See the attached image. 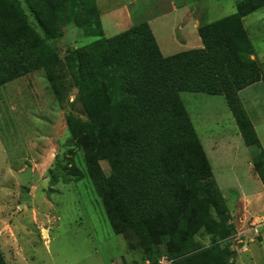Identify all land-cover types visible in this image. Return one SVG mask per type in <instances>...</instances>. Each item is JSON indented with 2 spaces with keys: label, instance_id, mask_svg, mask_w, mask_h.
<instances>
[{
  "label": "trees",
  "instance_id": "trees-1",
  "mask_svg": "<svg viewBox=\"0 0 264 264\" xmlns=\"http://www.w3.org/2000/svg\"><path fill=\"white\" fill-rule=\"evenodd\" d=\"M22 3L47 37L72 18L97 39L62 61L30 25ZM262 7L264 0H240L234 14L198 27L202 48L164 56L147 22L104 37L94 0H0V87L42 69L59 96L69 74L86 119L68 116V153L80 149L110 226L134 241L142 261L233 264L236 227L180 94L225 98L264 185V148L239 96L264 77L244 25ZM59 177L78 182L84 173L61 165ZM0 264H7L1 251Z\"/></svg>",
  "mask_w": 264,
  "mask_h": 264
},
{
  "label": "rangeland",
  "instance_id": "rangeland-1",
  "mask_svg": "<svg viewBox=\"0 0 264 264\" xmlns=\"http://www.w3.org/2000/svg\"><path fill=\"white\" fill-rule=\"evenodd\" d=\"M94 1L104 37L147 22L163 55L171 56L203 47L193 13L206 10L203 17L213 22L234 14L240 0ZM179 5L188 6L182 11L186 19L178 16ZM22 8L30 25L62 61L71 50L97 39L72 18L56 37H47L24 3ZM244 23L264 68V7L248 15ZM68 75L63 74L59 96L51 93L42 69L0 87V251L7 264L144 262L140 250L131 246L134 241L114 233L110 226L80 149L68 153V116L86 119L78 90ZM180 95L236 227L230 241L232 262L264 264V185L252 164L254 149L245 145L223 96ZM242 98L264 148V82L246 89ZM61 165H75L84 178L78 182L55 180ZM101 166L109 173L106 162ZM199 241L210 243L203 237Z\"/></svg>",
  "mask_w": 264,
  "mask_h": 264
},
{
  "label": "crops",
  "instance_id": "crops-1",
  "mask_svg": "<svg viewBox=\"0 0 264 264\" xmlns=\"http://www.w3.org/2000/svg\"><path fill=\"white\" fill-rule=\"evenodd\" d=\"M188 6L187 5H179L178 7H177V9H176V12H178V16H179V18H181L182 16L186 19V16L184 15V14H182V11L183 10H185L186 8H187ZM205 12H207L206 10H202V11H197L196 13H193V14H195V17H196V19H195V21H194V23H193V25H194V28H196V30H198V27L201 25V24H203V23H211V22H207L206 20H207V18L205 19L204 17H203V13H205ZM208 13V12H207ZM192 14V15H193ZM232 15V14H231ZM191 16V12L188 14V17H190ZM198 16H200V17H198ZM227 17V16H226ZM246 18V17H245ZM244 18V19H245ZM222 19V18H221ZM217 21V20H216ZM150 22V21H149ZM214 22V21H213ZM150 24V23H149ZM179 24H186V22L185 21H183L182 23L179 21ZM244 25H245V23H244ZM151 27V26H150ZM246 27V26H245ZM152 29V28H151ZM181 30H182V27L180 28ZM247 29V28H246ZM153 31V30H152ZM248 31V30H247ZM198 33V32H197ZM248 33H249V31H248ZM249 36H250V34H249ZM250 38H251V36H250ZM201 40V39H200ZM251 40H252V38H251ZM253 42V41H252ZM254 45V44H253ZM199 49V48H198ZM254 50H255V54L252 56L253 58H256L258 61H259V56H258V53H257V51H256V49H255V47H254ZM259 63H260V61H259ZM261 64V63H260ZM261 66H262V68H263V64H261ZM263 73H264V68H263ZM264 75V74H263ZM264 82V77H263V80H261L260 82ZM259 83V82H258ZM255 84H257V83H255ZM255 84H253V85H255ZM252 86V85H251ZM251 86H249V87H247V88H245V89H243L242 91H240L239 92V96H240V99L242 100V102H243V105H244V107H245V109H246V111H247V108H246V105H245V102L243 101V98H242V93L246 90V89H248V88H250ZM247 113H248V111H247ZM248 115H249V113H248ZM249 117H250V115H249ZM251 118V117H250ZM252 120V119H251ZM192 122H193V120H192ZM253 122V121H252ZM193 124H194V122H193ZM254 124V123H253ZM194 126H195V124H194ZM195 128H196V126H195ZM196 131H197V129H196ZM199 135V134H198ZM210 139H211V137H210ZM261 141V140H260ZM202 142V141H201ZM203 144V143H202ZM212 144V146L214 145V142H212V143H210V145ZM262 144V143H261Z\"/></svg>",
  "mask_w": 264,
  "mask_h": 264
},
{
  "label": "built area",
  "instance_id": "built-area-1",
  "mask_svg": "<svg viewBox=\"0 0 264 264\" xmlns=\"http://www.w3.org/2000/svg\"><path fill=\"white\" fill-rule=\"evenodd\" d=\"M258 234V233H257ZM134 264H152L150 261L146 260L144 262H138V263H134ZM158 264H171V262L169 260H167V258L163 257Z\"/></svg>",
  "mask_w": 264,
  "mask_h": 264
}]
</instances>
